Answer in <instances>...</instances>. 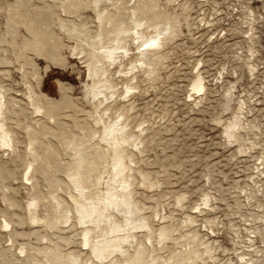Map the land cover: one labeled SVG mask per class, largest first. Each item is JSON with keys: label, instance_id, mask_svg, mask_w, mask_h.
Returning a JSON list of instances; mask_svg holds the SVG:
<instances>
[{"label": "rangeland", "instance_id": "rangeland-1", "mask_svg": "<svg viewBox=\"0 0 264 264\" xmlns=\"http://www.w3.org/2000/svg\"><path fill=\"white\" fill-rule=\"evenodd\" d=\"M11 2L14 3V0H0V37L6 41L9 39L5 30L8 18L6 8ZM119 2L120 6L127 7L125 12L136 13L143 24V32L155 34L162 31L165 38L155 48L157 53L153 51L152 55L143 58L145 64L139 60L135 62L138 66L136 71L131 72L128 58H123L121 65L113 69L110 67L115 89L120 91L121 97H117V91L116 94L109 93L111 89L107 88L105 92L109 101L104 103L102 99L99 104L97 99V115L104 104L105 107L113 104H110V110L105 108L102 111L104 116L109 113L113 122L127 124L128 121L126 130L131 129L141 139L139 143V139L136 141V146L125 145L134 159L133 176L129 179L134 187V197L139 201L138 215L148 221L153 231L149 233L147 228H136L132 232L135 233L133 244L128 246L130 252L145 244V258L148 261L150 256L156 257L155 264H164L163 261L170 264H264V0H145L149 2L148 6L143 3L144 0H104V9L115 11ZM140 2L144 6L142 12L136 7L141 5ZM59 13V10L56 11L63 22L76 19L73 14L63 16ZM80 19L91 30L96 29V19L90 9L81 10ZM52 22L50 27L54 34L64 44L74 45L64 28L59 27L56 16ZM167 27L170 28L168 32L164 30ZM20 34L27 36L23 29H20ZM129 46L133 49L129 53H136V42H130ZM74 51L63 48L62 54L67 58L65 66L37 57L35 73L27 65L24 77L19 57L22 50L12 49L8 42H0V58L6 57L12 63H0V90L1 86L7 88V97L14 98L5 114L8 117L5 121L18 140L13 151L0 147V264L6 261L8 264H45L40 244L51 246L58 241V233L67 235L71 241L66 244L59 240L64 251L78 249L76 247L81 245L78 235L80 226L75 224V219L59 224L65 230L43 228L48 230L46 233L42 231L43 234L30 233L35 226L27 219L26 222L24 219V224H19L20 218L26 216L24 209L31 194L38 190L43 195L45 206H40L38 211L44 214L50 210L47 198L54 189L41 174L34 177V187L30 185V180L25 181L22 176L27 157L24 135L27 128L41 132L36 133L39 141L54 146L61 164L71 159V149H63V140L59 135L52 136L48 132L41 136L43 123L54 132L59 128L45 117L43 110L35 116L38 123L35 121L27 95L28 85L48 100L61 102L63 95L70 100L68 105L58 108L57 113L66 130L80 135L89 134L86 128L75 127L73 119L80 123L88 121L91 129H101L98 127L101 123L95 124L88 115L95 109L92 98L89 99L84 92L88 79L83 62L85 58L80 59L81 55H74ZM134 56L133 59L140 54ZM129 60L132 62V58ZM197 70L205 79L204 92L199 97L188 96L190 81ZM33 74L40 77L38 87ZM127 83L135 87L130 89L128 97H124L126 93H121V90ZM60 85L65 89L63 95ZM98 97L101 99L103 96ZM241 112L243 126L236 131L238 137L228 138L223 130ZM24 124L28 126H22ZM96 135L93 134L91 140L85 143L97 144ZM138 170L147 172L149 180L155 184L148 186ZM89 174L94 182L97 172ZM58 175L67 180L62 172ZM102 176H107L106 172ZM105 180L99 189H103ZM56 192L71 203L65 191ZM3 195L7 199L4 200ZM206 197L209 203L204 205L202 202ZM111 211L116 218L122 219L116 209ZM4 217L9 220L8 228L1 226ZM161 225L167 226L165 229L170 231L169 238L162 239V243L158 240ZM15 230L19 234H15ZM147 236L153 240L152 244H148ZM20 248H24L23 253L19 252ZM188 248L190 255H181L186 258L183 262L173 257L174 252L176 254ZM81 255L84 256L81 264L90 259L95 261L87 247ZM116 256L121 263H125L121 255ZM112 259L108 258L103 264ZM134 264L148 263L139 261Z\"/></svg>", "mask_w": 264, "mask_h": 264}, {"label": "bare ground", "instance_id": "bare-ground-1", "mask_svg": "<svg viewBox=\"0 0 264 264\" xmlns=\"http://www.w3.org/2000/svg\"><path fill=\"white\" fill-rule=\"evenodd\" d=\"M11 3L8 5V8H6L8 11V18L5 24L6 26L5 30L9 35L8 36L9 39L8 41H6L7 39L5 40V38L0 37V42L2 41L8 42V45H10L12 49H17L19 51L22 50L20 56L17 55V57L19 56L21 58L20 67L22 69L23 76L27 74L26 73L27 71L25 70V67L27 65L28 67L30 66V68L32 69L31 71L35 73V64H36L35 59L37 57H42L52 62L53 64H59L60 66H65L67 64V58L62 54L63 48L66 47L69 50H75L73 52L74 55L80 54L81 55L79 57L80 59L85 58L83 62H85V67H86L85 70L87 71L88 79L84 84L85 85L84 92H85V96L89 97V99L92 98V102H94L93 109L95 110L92 113L90 112L91 114L88 115L91 116L92 121H94L95 124L101 123V126H98L101 129L92 128L93 129L92 130L91 127L89 126L88 121H84L80 123L73 119V123L75 127L79 129L86 128L91 133L89 132V134L85 133L80 135L79 133H72L71 131L66 130L65 129L66 126L62 124L63 121L59 120L60 118V117L58 118L59 115L57 116L58 108H60L61 106L62 107L66 106L70 103L69 102L70 100H68V98L63 95L65 90L64 87L60 85V91L61 90L63 91L62 93L63 96L61 102H59V101H55L54 99L48 100L47 98L44 97V95H42V93L40 94L35 93L31 88L32 86H29L27 84L28 85L27 95L30 100L29 103L33 109V112L35 113L34 114L35 121L38 123L39 120L35 116H37V113L40 112V110H43L45 117L53 121L55 124H57L56 127L59 128L57 132H54L53 129H50L49 127H47L46 124L43 123L44 126L41 127L42 128L41 136H45L46 135L45 133L48 132H50L52 136L53 135L55 136V134L59 135V137L63 140L62 141L63 149L66 148L71 149L70 150L71 153L69 156L71 157V159L70 161L64 160L65 163L61 164L58 157V153L53 148L54 146L52 145L53 146L52 147L51 144H45L43 143V141H39L38 139L39 137H37L36 135V133H38L39 130L38 132H34L35 130H33L32 128L31 129L33 131L28 130L27 128V130L24 133L27 142L26 154H25L27 157L24 164V170H23L24 174L22 176H24L23 178L25 179V181L30 180L31 181L30 185L34 187L36 183L35 180L33 181V179H35L34 177L37 174H41L44 177L43 180H46L47 181L46 183H48L50 187L54 189L51 191L49 199L47 198L48 200L47 205L50 210L48 213H44V214H41L38 211V208L43 205L42 203L43 195L39 193L38 190H35V192H33L31 189L33 193L31 194L30 196L31 198L26 203V208L24 209V213H26V216L20 218L19 224L20 225L24 224L23 223L24 219L25 222L27 219L28 222L32 224V226H35L30 229V233L41 234L42 231L43 233L45 231L48 232L49 229L51 230L53 228L60 231L65 230L62 229V227H60L59 224L66 223L68 220L71 219L77 220L75 221V224H78L80 226L78 230L79 234L77 233L80 236L79 238V242L81 244L80 247H76L78 249H68L64 251L62 249L63 247L60 248L62 246L60 244V241L66 244L71 241L68 240L69 237H66L67 235L64 236L61 235V233H58L57 235L58 241H54V243L51 246H47L46 244H40L41 245L40 249L43 252L42 253L43 256L42 255L41 256L45 257L43 258L44 259L43 262H45V264H81L82 257H84L81 254L83 253V251L86 250V247L88 248V250H90L91 254L94 256L95 261L90 259V261L89 262L86 261L85 264L86 263L103 264V261L107 260L108 258L110 260L113 258L112 261H110L108 264H134L135 262H139V261H143L148 264H155L157 262L156 257L154 258L153 256L152 257L150 256L151 259L148 261L146 260L145 257H146L147 246L145 247V244H143L144 246L141 245L140 247H138L137 250L134 249L133 252H130L128 248V246L133 244L132 239L134 238L135 233L132 232H134L136 228H141V229L147 228L149 229V233L152 230L151 229L152 227L150 228L148 221L140 214L138 215L140 211V206L138 204L139 201H137L134 197V192H135L133 189L134 187L132 186V182L129 179V177L131 178L133 176L131 172H133L132 163L134 159L131 150H128L125 147V145L128 144L130 146L132 145L136 146L137 145L136 141L139 138L136 136V134H133L131 132V129L126 130V126H128L127 124H129L128 121L127 124L122 121L113 122L112 119H109L111 117V116L109 117L108 115L109 113L104 116L102 111L105 108L108 110L111 109L110 102H109L110 104L106 105V107L104 104V108L100 110L103 115L101 113L97 115V111H98L97 99L99 100L98 101L99 104L102 103V99L104 100V103L105 101L107 102L109 101L110 98L109 99L107 98V94L105 92L107 88L111 89V91L109 90V93L116 94L117 91L116 90L117 88L115 89L116 84L113 82L114 80L112 78L113 75L109 71V68L112 67L113 69L114 66L117 67V65L119 64L121 65L123 58H128V63H130L129 66L131 68V72L134 71L135 69L138 68V66L135 63L137 60L141 61V63H144L143 58L145 56L152 55L153 51L156 50L155 48L161 45L164 38L163 37L164 34L162 35L163 32L156 30H155L156 31L155 34H150L149 32L148 33L143 32L142 30L143 24L140 23L139 17L137 18L136 13L133 11H130V13L125 12V10H127L126 9L127 7L120 6V2L119 5H116L114 9L115 11L112 12H110V10L108 9H104L105 8L103 6L104 0H51V2H48L47 0H14V3L13 4ZM143 3H147L146 6H148L149 2H145L144 0ZM143 3H141L140 6H136L141 12L144 8ZM150 5L151 4H149V6ZM87 8L90 9V11L93 13V16L96 19L97 26L96 29L94 30H91L90 27L86 26L85 22H83L80 19V11ZM58 10L61 14H63V16L66 14H73V16L76 19L63 22L62 21L63 19H61L62 17L58 18V14H56V11ZM55 16L58 19L57 23L60 24L59 27L62 29L64 28L63 31H66L65 33L68 39H71L74 42L73 43L74 45L64 44L62 39L59 38V36H56L57 34L56 35L54 34V31L51 29L50 24L53 23L52 21ZM20 29H23L26 32L27 36H25L24 34H23L24 36L20 34ZM168 29L170 28L167 27L164 30L168 32L169 31ZM20 35L21 38L19 37ZM133 41L136 42V46L134 47V49H136L137 51L136 53H131V52L129 53V50L130 51L133 50L129 46L130 42L132 43ZM155 52L156 51H154V53ZM133 54H135V56L140 54V57L137 56L138 57L137 58L134 56L135 58L133 59L132 57ZM20 58L18 60H20ZM131 58H132V62L129 60ZM148 60L149 59H147V61ZM0 63L10 65L11 62L8 59H6V57H2L0 58ZM143 68L145 69V67ZM195 72L193 78L190 81V88H189L190 93L188 96L194 95L196 97L197 96L199 97L202 91L205 89V81H204L205 79L202 76V74L199 73L200 71L198 72L197 70ZM33 75L35 77L34 80L36 82L35 83L36 87H38L41 81L40 77L35 76V74ZM133 77H135V75ZM124 87H125L124 90L120 89L121 93L123 92L126 93L124 97H128L130 94V89L134 88L135 86L133 84L130 85V83L129 84L127 83L126 86ZM6 91L7 88L3 89V86H1L0 147L4 148V150L5 147L10 148L13 151L16 146L15 144H17L18 140L16 141L17 138L15 137L13 130L7 125L5 120L6 118L8 120V117H6L5 114L8 108L10 109L11 107L10 104L12 105V103L14 102V98L12 97L13 100L12 102V100L8 98L10 96L7 97ZM117 93L118 96L117 95L116 96L118 98L119 96L121 97L120 91L119 92L117 91ZM231 93L232 92H230V94ZM101 94L103 97L99 99L101 96L98 97V95ZM112 101L116 103L115 100ZM239 108H241V106H239ZM121 111L118 112L122 113ZM123 112L125 113L124 110ZM93 113L95 114V116L93 115ZM240 114H242V112L237 114L235 117H233L232 121L225 126L223 131L228 138L236 139L238 137L236 131L241 127V125L243 126L242 118L244 117ZM25 125L26 124L22 126L24 127L28 126ZM40 133L41 132H39V134ZM95 133L97 134L96 137L94 136L95 138H97V144L93 143L94 145H87L85 141L89 142L93 137V134ZM99 141L102 142L100 143ZM140 141L141 139H139L138 143ZM61 172L64 174L63 176H65L67 180L59 177L58 173ZM90 172H97V175H95L96 179H93L94 182H92V180L90 179V174H89ZM105 172L107 176H102V174H105ZM137 172L141 175L142 180L146 182L148 186H153L155 184L154 182H151L149 180L147 172L143 173L139 170ZM104 178H106L105 186L104 187L101 186L103 189H99V186L104 183ZM91 187H94V189H91ZM58 190L65 191L68 197L71 198V203H69L65 198H63L59 194V192H56ZM3 197L4 195L2 196V198ZM6 197L3 199L4 200L7 199ZM208 200L209 198L207 199L206 197L202 203L206 205L207 203H209ZM10 204H12V202ZM43 206H45V204ZM113 209H116V211L122 215V219L119 220L118 218H116V215L111 211ZM1 223H2L1 226L3 227L8 228V226H10L7 217H4ZM71 225L73 226V224ZM166 227L164 225H161L160 226L161 229L159 228L160 234L158 240L160 243L163 242L162 239H166V237L169 238L168 233L170 231L168 232L167 229H165ZM43 228H48V230L46 229L43 230ZM14 233L19 234L17 230H15ZM40 236H45V235H40ZM150 239L151 238L147 236L148 244L149 243L152 244L151 241L153 240ZM37 249L38 248L36 246L35 250ZM23 250L24 248L23 249L20 248L19 252L23 253ZM25 250H26V246H25ZM183 250L182 252L177 251L176 254L173 251L174 252L173 257L174 256L178 257L176 259L180 262L186 260L185 256L182 257L181 255H183L184 253L188 254L189 248L188 250L186 249ZM116 254L121 255L125 263H121L117 259ZM89 258L90 257H88L87 259ZM37 260L35 261L37 262ZM163 263L170 264L166 261H163ZM3 264H8V262L6 261Z\"/></svg>", "mask_w": 264, "mask_h": 264}]
</instances>
